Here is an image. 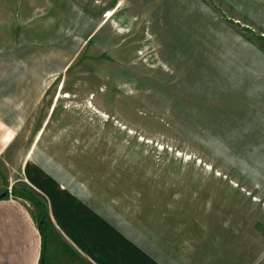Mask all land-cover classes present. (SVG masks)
<instances>
[{
	"label": "rangeland",
	"instance_id": "1",
	"mask_svg": "<svg viewBox=\"0 0 264 264\" xmlns=\"http://www.w3.org/2000/svg\"><path fill=\"white\" fill-rule=\"evenodd\" d=\"M259 36L197 0H0V196L37 229L53 184L161 264H264Z\"/></svg>",
	"mask_w": 264,
	"mask_h": 264
},
{
	"label": "crops",
	"instance_id": "2",
	"mask_svg": "<svg viewBox=\"0 0 264 264\" xmlns=\"http://www.w3.org/2000/svg\"><path fill=\"white\" fill-rule=\"evenodd\" d=\"M197 2L199 7H205L206 15L226 17L240 29L259 32V37L264 39V0ZM9 140L10 137L5 138ZM3 142L0 117V162ZM35 188L46 198V221L82 264H161L66 191L53 184L39 183ZM42 255L32 211L25 202L13 196L1 199L0 264H39Z\"/></svg>",
	"mask_w": 264,
	"mask_h": 264
},
{
	"label": "trees",
	"instance_id": "3",
	"mask_svg": "<svg viewBox=\"0 0 264 264\" xmlns=\"http://www.w3.org/2000/svg\"><path fill=\"white\" fill-rule=\"evenodd\" d=\"M7 192L3 194L2 196V199L7 197ZM47 228V221H46V215L42 218V220L39 222V225H38V233L40 235V238H41V241H42V245H43V242L45 241V238H44V227ZM41 250H43V248L41 247ZM43 252V251H42ZM39 264H42V258L40 259V262Z\"/></svg>",
	"mask_w": 264,
	"mask_h": 264
},
{
	"label": "bare ground",
	"instance_id": "4",
	"mask_svg": "<svg viewBox=\"0 0 264 264\" xmlns=\"http://www.w3.org/2000/svg\"><path fill=\"white\" fill-rule=\"evenodd\" d=\"M110 16H111V11H109L107 14V17H110ZM68 97H69L68 95L64 96V98H68ZM57 99H58V96H57Z\"/></svg>",
	"mask_w": 264,
	"mask_h": 264
},
{
	"label": "water",
	"instance_id": "5",
	"mask_svg": "<svg viewBox=\"0 0 264 264\" xmlns=\"http://www.w3.org/2000/svg\"><path fill=\"white\" fill-rule=\"evenodd\" d=\"M2 199V196H0V200Z\"/></svg>",
	"mask_w": 264,
	"mask_h": 264
}]
</instances>
